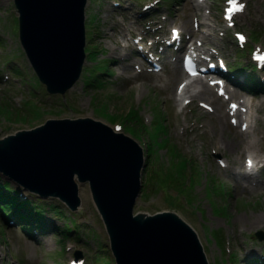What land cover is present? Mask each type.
<instances>
[{
  "label": "rangeland",
  "instance_id": "1",
  "mask_svg": "<svg viewBox=\"0 0 264 264\" xmlns=\"http://www.w3.org/2000/svg\"><path fill=\"white\" fill-rule=\"evenodd\" d=\"M155 1L159 0H89L86 51L93 55H87L83 72L90 73V80L98 87H88L82 74L76 86L65 95H50L38 81L21 46L14 0H0V139L33 129L49 119L93 118L115 129L124 119L115 121L110 115L125 116L131 109L137 111L140 123L147 126L146 132L137 139L140 128L136 126L130 131L124 126L121 133L130 137L132 133L145 149L151 143L149 161L164 164L155 167L147 162L142 179L157 170L156 178L150 189H142L135 211L177 212L198 233L209 264H250L254 260H262L264 264V241L256 236L264 232V219H259L262 223L254 227L246 221V218L257 220L264 215V170L258 175L263 182L260 187L249 180H243L245 189L236 186L219 163L229 167L236 156L230 148H219L213 142L223 141V132L230 139L241 138L239 129L231 124V115H226L225 101L219 97L218 102L210 103L197 98L181 110L175 97L187 76L174 75V83L165 85L167 76L173 74L174 52H179L181 45L180 41L170 45L172 30L184 23L198 31L199 24L208 21L212 26L208 24L200 30L204 29L217 42L209 47L219 52V58L229 68L240 65L241 70L249 72L251 53L245 50L247 45L239 46L235 35L247 33L249 51L257 46V50L264 52V0H240L244 7L237 15L235 26L224 18L228 0H208L207 9L204 7L201 12L194 10L190 0H160L158 4H150ZM134 37L140 41L143 37V41L137 44ZM157 37L161 40L157 53L165 43L168 45L163 54L155 56L156 59L160 55L158 64L162 69L152 72L154 59L149 62L137 50L139 46L149 48ZM184 37L196 41L188 33ZM118 46L127 49L121 53L126 62L117 55ZM180 55L182 65L184 55ZM103 70L112 74L97 80ZM253 101L255 128L250 130L247 140L257 142L258 149L257 152L247 149L240 156V163L245 162L248 152L264 160V96L254 97ZM202 102L211 104L214 111L203 108ZM219 103L223 108L220 111ZM219 113L225 116L220 133L214 128L220 126ZM7 182L12 188L11 195L19 192L30 200L29 204L34 203V210L39 208L43 212V230L33 235L19 224L4 225L0 215V264H67L64 245L72 247L74 253L81 251L86 264H116L89 186L81 187L82 205L73 213L59 200H43L25 192L0 173V186ZM65 225L79 227L83 239L78 241L76 234L65 239Z\"/></svg>",
  "mask_w": 264,
  "mask_h": 264
},
{
  "label": "water",
  "instance_id": "2",
  "mask_svg": "<svg viewBox=\"0 0 264 264\" xmlns=\"http://www.w3.org/2000/svg\"><path fill=\"white\" fill-rule=\"evenodd\" d=\"M15 1L32 66L51 94H65L86 59L88 0ZM143 166L135 140L91 118L48 120L0 140V172L41 198L76 212L80 185L89 184L117 264H209L197 233L178 214L134 216Z\"/></svg>",
  "mask_w": 264,
  "mask_h": 264
},
{
  "label": "bare ground",
  "instance_id": "3",
  "mask_svg": "<svg viewBox=\"0 0 264 264\" xmlns=\"http://www.w3.org/2000/svg\"><path fill=\"white\" fill-rule=\"evenodd\" d=\"M8 1V0H7ZM193 4V8L196 12H201L203 10V8L206 6L204 5L202 0H190ZM207 9V7H205ZM209 19V18H207ZM208 21L207 22H201L199 24V28L198 31H194L190 28L189 23H184L181 27L179 26V30L177 32L178 35H176L175 40H181L182 43L180 45L179 50L183 51L185 48V42L187 41V38L184 37L185 33H188L192 38H194V42H190V44L187 47V52L188 55L187 57L192 60L195 64H196V72L195 74H190L188 75L187 79H189V81L184 84L181 87V92L180 95H178V97L176 99V101L179 104V107L183 108V104L185 101H195L197 98H201L204 99L206 101H210V103H215L218 102L219 99L218 97H216V90H219V93L226 98V102L230 103V108L229 110L232 112V114L234 115V117L238 118L239 120L235 123H237V127L240 128L241 132L238 133H242V135H240L241 138H237L235 136L236 139H230L229 137L225 136L224 132L222 135V140L223 141H213L214 143H216L218 145L219 148H223V147H227L230 148V150L232 151V153L236 156L234 162L231 164L230 167H226V175L228 177V179H230L231 181H234L236 186L238 187H242L245 189V186L243 184V180H249V182H252L253 185L257 186V185H263L262 180H260L258 178V176H256L255 174H250L253 171H250V173H247L244 169L243 166H245V164L242 162L240 163V156L243 155L244 153H246V151H248L247 149L250 150H254V152H257L258 149V144L255 141H249L247 140L248 138L246 136H244V133H247L248 135H250V130L253 128L252 125V98L248 97L246 94H244V92H242L244 94V97H239L236 98L235 94H231L230 92L224 91L222 88L219 89L218 86H215L212 83V77H215L214 74H209L207 75V67L206 65L210 64L211 61H213L216 57V54L213 53V49L212 47L207 48L206 46H211V44L213 43H217L215 40L209 38L207 36V32L204 31V29L200 30V27H207L208 25ZM210 26H212L211 24H209ZM209 26V27H210ZM129 31H131V28H128ZM185 31V32H184ZM167 33V31H165ZM114 36V35H113ZM122 39H126V36L122 35ZM185 39V41H184ZM190 41H192V39H190ZM127 46V44L125 45ZM125 48H120V46H118V51L119 53H117V55L120 57V59L122 58V62H126L125 57L122 56V51H125L127 49ZM174 56L175 59H173V62H171L172 64V71L173 74H171L170 76H167L166 84L172 85L175 81V76H181L184 73V65H180V51L179 52H174ZM127 54H129L127 52ZM119 64L120 67H124L123 63L117 62ZM158 63L157 61L154 62ZM185 63V62H184ZM221 66H215V69L217 74L218 72H221ZM220 74V73H219ZM206 75V76H205ZM221 83L224 82V80L220 79ZM237 92H239L237 90ZM246 95V96H245ZM251 100V102H250ZM225 104V102L223 103V105ZM204 107L205 108H209L210 105L208 102H204ZM209 107H208V106ZM218 110L220 111L222 108V104L219 103L217 105ZM227 115V113H226ZM219 119H220V126H216L214 127L216 129V131L218 130V132L220 133V129L221 126L223 127V117H225L224 115H220V113L218 114ZM258 152H261L258 151ZM249 153V152H248ZM253 154V153H252ZM254 155V156H253ZM251 158L257 160L259 158L258 154H253ZM236 165H235V164ZM248 166L249 163L247 162ZM254 164V163H253ZM253 164L252 166H249L250 168H253ZM238 168V170H237ZM263 187V186H262ZM263 189V188H262ZM264 219V215H262L261 217H258L257 220H253V219H249L246 218L247 223L254 227L255 225L261 224L262 221H259ZM243 220L240 218V221ZM252 220V221H251Z\"/></svg>",
  "mask_w": 264,
  "mask_h": 264
},
{
  "label": "trees",
  "instance_id": "4",
  "mask_svg": "<svg viewBox=\"0 0 264 264\" xmlns=\"http://www.w3.org/2000/svg\"><path fill=\"white\" fill-rule=\"evenodd\" d=\"M91 84L93 85V83ZM130 115L131 113H129L125 117L128 123L132 121L129 120ZM149 156H150V152H149ZM11 192H12V188L10 186V183L7 182L4 186H0V206L2 207L3 211L7 214L5 217L3 216L7 220L6 222L8 223L9 220L16 219L18 222L20 221L22 223L21 225L23 229H27L30 226L43 229V223L41 224V221L43 220V216H44L43 212L39 211L38 210L39 208L37 210H34V203L33 205H31L29 204V202H22L19 192H17L14 196L13 194L11 195ZM55 210H57V208H55ZM58 213L60 214L62 212H58ZM77 230H78L77 227L74 228V231ZM64 232L66 233L65 236H68V235H72L73 230L71 227L67 226Z\"/></svg>",
  "mask_w": 264,
  "mask_h": 264
},
{
  "label": "snow or ice",
  "instance_id": "5",
  "mask_svg": "<svg viewBox=\"0 0 264 264\" xmlns=\"http://www.w3.org/2000/svg\"><path fill=\"white\" fill-rule=\"evenodd\" d=\"M243 7H244L243 5H240V10H243ZM241 39H243V37H241ZM248 163H249V166H252L253 161L250 160Z\"/></svg>",
  "mask_w": 264,
  "mask_h": 264
},
{
  "label": "clouds",
  "instance_id": "6",
  "mask_svg": "<svg viewBox=\"0 0 264 264\" xmlns=\"http://www.w3.org/2000/svg\"><path fill=\"white\" fill-rule=\"evenodd\" d=\"M249 158H251V154H250V157Z\"/></svg>",
  "mask_w": 264,
  "mask_h": 264
}]
</instances>
